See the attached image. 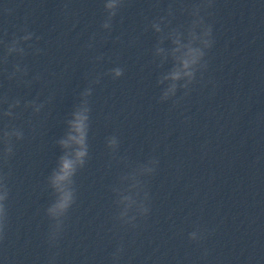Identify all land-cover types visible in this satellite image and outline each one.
I'll use <instances>...</instances> for the list:
<instances>
[{"label": "clouds", "instance_id": "clouds-1", "mask_svg": "<svg viewBox=\"0 0 264 264\" xmlns=\"http://www.w3.org/2000/svg\"><path fill=\"white\" fill-rule=\"evenodd\" d=\"M119 0H108V2L105 4L106 9H116L118 7ZM116 14L115 11L111 13L112 16ZM103 27L107 28L109 27V24L105 22L103 24ZM207 35H211V28L209 27ZM207 46H211V42H206ZM201 56L204 55V53L201 51ZM183 67H188V62L182 61ZM115 77H120L123 74V70L120 68H115L112 70ZM180 77V72L177 70H174L171 73V79L177 80ZM175 88V85L172 86ZM168 93H164V97H167ZM88 120L89 117L85 113L77 112L74 113V119L70 121L71 128L75 134H70L68 139L73 141L77 146V150L75 152V160L68 158V157H62L61 158V168L60 172L61 174L57 176L58 181H63L70 176L75 174L76 165L77 163L80 166H83L84 158L87 156V135H88ZM63 146H67V141H61L60 142ZM8 152H11V149H7ZM5 155V159H6ZM4 199L3 197H0V200ZM70 200L69 198H66L63 203H61V208H67L69 206ZM4 205L0 203V209H3Z\"/></svg>", "mask_w": 264, "mask_h": 264}]
</instances>
